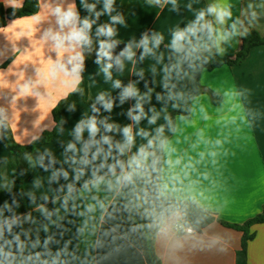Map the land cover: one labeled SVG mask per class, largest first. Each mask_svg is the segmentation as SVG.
Masks as SVG:
<instances>
[{"label": "crops", "instance_id": "obj_1", "mask_svg": "<svg viewBox=\"0 0 264 264\" xmlns=\"http://www.w3.org/2000/svg\"><path fill=\"white\" fill-rule=\"evenodd\" d=\"M24 1L0 3L18 8ZM38 4L35 14L10 19L0 28V118L21 145L53 130V108L82 81L86 99L106 119L122 150L139 153L165 124L167 113L182 106L200 52L234 59L246 34L264 37V0H176L175 7L171 0L160 4L113 0L110 11L105 0H38ZM70 6L77 19L61 29L53 9L67 11ZM209 6L227 8L231 17L220 22L215 14H207L202 23H209L211 32L188 35L183 50L174 51L173 34L185 30ZM85 19L91 24L86 30L88 42L65 41L67 50L58 52L52 36L83 27ZM101 27H111L114 34H98ZM155 35L163 36L161 44L141 59L143 48L138 45L147 36L152 47ZM104 37L119 40L126 48L131 45L134 53L131 60L123 56L120 68H109L107 73L100 56ZM77 53L82 60L69 63ZM57 63L63 70L53 77L48 70ZM29 81L33 86L22 93V85ZM200 83L208 91L191 101L187 117H175L174 130L162 144L158 191L162 197L195 203L212 213L214 221L191 234L176 232L183 228L178 211L148 221L142 188L150 155L130 158L125 168L120 167L111 152L110 136L100 129L88 104L69 102L53 139L37 148L29 164L25 212L9 194L12 207L0 213V247L10 254L0 257V264L16 253L27 224L33 231L25 250L45 264H151L152 256L160 264H236L242 232L220 221L242 225L264 209V44L252 46L239 64L203 69ZM130 87L135 95L125 94ZM153 116L155 123H149ZM91 120L95 134L88 127ZM125 128L131 129V143ZM70 143L74 150L68 149ZM7 157L0 143V177ZM93 173L104 180L98 189L91 183L85 189ZM129 173L130 183H117ZM69 185L75 189L71 194ZM150 224L156 225L153 234ZM247 230L253 233L246 245L247 263L264 264V223ZM27 262L18 254L13 264Z\"/></svg>", "mask_w": 264, "mask_h": 264}, {"label": "trees", "instance_id": "obj_2", "mask_svg": "<svg viewBox=\"0 0 264 264\" xmlns=\"http://www.w3.org/2000/svg\"><path fill=\"white\" fill-rule=\"evenodd\" d=\"M38 0H25L18 8H5L0 3V28L10 19L30 16L38 10ZM103 42L112 44L113 46L107 51L111 55V59L107 56H101V61L104 66L112 65L111 69L118 70L121 66L123 56L122 52L126 49L123 42L111 38L104 37ZM258 44H264V37H260L256 32H249L242 38V47L236 53L234 59L227 57H217L213 54L200 52L197 56L195 67L189 74V84L184 96L183 104L180 108L171 110L167 113L166 122L163 125V131H159L153 138L148 140L141 152L150 155L149 174L142 188V196L144 204L147 208V220L151 221V216H156L159 220L178 211L182 215L181 225L183 227L189 226L194 232H201V230L215 220L214 215L207 212L195 203L189 201L176 200L171 197H162L158 191V177L161 166V150L162 144L174 130L175 117L177 115L187 117L190 112L191 101L208 89L203 87L200 83V73L203 69L212 70L221 65H235L241 63L248 50ZM119 58L120 63H117ZM88 61H84V65ZM69 102H85L91 108L95 118L100 126V129L105 131L110 136L111 152L116 157L120 167H126V161L130 158H137L141 156V152L129 154L122 150L119 146L117 137L108 125L106 119L93 105L91 101L86 99L84 94V84L82 81L72 90L64 99L60 100L52 110V117L55 126L50 132H43L35 141L28 145H21L17 143L11 133L8 123L0 118V143L7 150L8 157L2 165L0 177V213L9 210L13 204V198L9 194H13L20 202L22 212H25V195H24V180L26 178L29 164L33 160L36 150L42 144L47 143L53 139L55 133L59 129L62 120L66 113V105ZM141 219H145L140 214ZM149 223V222H148ZM223 225L240 230L242 232L240 248L236 251V264H248L246 259V245L248 240L253 238V233H248V228L252 224L264 223V209L262 213L246 221L242 225H232L221 222ZM152 234L156 225L150 224ZM33 231V227L27 224L19 241V247L16 253L12 255L8 263L13 264L16 256L22 254L25 256L28 264H45L40 259H35L31 254L25 250V243ZM181 234V232L179 233ZM151 264H160L159 260L152 256Z\"/></svg>", "mask_w": 264, "mask_h": 264}, {"label": "clouds", "instance_id": "obj_3", "mask_svg": "<svg viewBox=\"0 0 264 264\" xmlns=\"http://www.w3.org/2000/svg\"><path fill=\"white\" fill-rule=\"evenodd\" d=\"M157 2H159V0H157ZM113 0H105V9L110 11L111 10V6H112ZM171 3L173 4V6L175 7L176 4V0H171ZM94 7V6H93ZM53 13L58 17V23L61 26V29H63L65 26L68 25H74L75 21L77 19V14L74 11V6H70L68 8L67 11H63L61 7H56L53 9ZM207 14H215L216 17L218 18V20L220 22H223L225 17H231V12L227 9V8H217L216 6H209L208 9L206 11H200L196 17V20L189 25L185 30L183 31H176L173 34L172 40H171V48L176 51V52H180L183 50L184 47V41L186 40V38L188 37V35H195L198 31H203L204 29H208L209 32H211V25L209 23H202L205 20V16ZM113 20H118L119 17H113ZM91 27V24L89 23V21L87 19H85L83 21V27L77 29L75 27H72L71 31L66 34L61 36L60 34H56L52 36V39L54 41H56L55 44V48L58 50L64 49V44L65 41H69V42H74V43H80V42H84L87 43L88 42V37L86 35V30L89 29ZM233 30L235 31V27L236 25L233 24ZM98 34H104L107 35L109 37H111L114 33H113V29L111 27H101L98 30ZM47 35V34H46ZM222 39H227V36L222 37ZM163 40V36L161 35H155L152 38V47H149V39L147 36H145V38L141 41L140 45H138L139 47L143 48V54L141 56V59H143V57L145 55H149L152 53L153 51V47H159V45L161 44ZM113 45L112 44H108L105 42L101 43V48H100V56H107L109 57V59H111V55L110 53L107 51V49H110ZM67 50V49H64ZM122 56H125L127 59L131 60L134 56L133 51L131 50V45H129L124 52L121 53ZM82 60V57L79 53H77L76 55L70 57L69 59V63H71L72 61H79ZM117 63H120L119 58H117ZM112 65L109 64L106 68H105V72H108V69L111 68ZM79 68V65L77 64L76 67H74L72 69V72L75 73L77 71V69ZM59 70H63V65L62 64H51L50 68H49V73L51 76L55 77L57 75V72ZM65 75H67V73L65 72ZM32 82L29 81L28 83H25L24 85H22L21 87V92L22 93H26L29 92L31 87H32ZM117 87H119V83H117L116 85ZM126 95H135V90L133 88H128L126 89L125 92ZM37 95H39V93H37ZM100 99H103V97L101 96ZM110 107V105H109ZM2 111V110H0ZM141 114H143L142 109H141ZM141 119V116H136L135 120L138 122ZM156 117L153 116L150 120L149 123H155ZM2 123V122H0ZM88 127L90 128L91 132L93 134L96 133V127H95V121L91 120L89 121ZM77 138L79 139V134L81 132V128L77 127ZM125 135L127 137V142L131 143L132 142V135H131V129L130 128H125ZM159 131H163V126H161V128L159 129ZM105 142H107V138L105 137ZM87 147V146H86ZM68 149L69 150H74L75 149V145L73 144H69L68 145ZM141 156L142 158H146L147 154L141 152ZM93 159H95V156L93 157ZM82 163L87 164L88 160H83ZM135 163L137 164V166H140V162L139 161H135ZM121 167H123V165H121ZM65 178H67V173H63ZM81 174L82 171H81ZM78 178V177H77ZM104 178L102 176H96L95 173H93V179L90 182H86L84 184V188L88 189L89 188V183H91L93 188H99V185L103 182ZM132 181V175L129 174H124L122 175L118 180L117 183L120 182H124V183H130ZM109 188H111V185L109 184ZM75 189L73 187V185H69L68 186V193L71 194L72 192H74ZM67 203V197H65V204ZM101 208H103V204L100 205ZM89 211H91V207H89L88 209ZM16 221H12V223H15ZM8 231L11 232V224L8 225ZM2 230H0V236H2ZM16 239L18 240L19 238L16 237ZM6 255H10V254H6L4 252V248L0 247V257H5Z\"/></svg>", "mask_w": 264, "mask_h": 264}, {"label": "built area", "instance_id": "obj_4", "mask_svg": "<svg viewBox=\"0 0 264 264\" xmlns=\"http://www.w3.org/2000/svg\"><path fill=\"white\" fill-rule=\"evenodd\" d=\"M164 0H159V4L160 3H162ZM176 232H178V233H183V234H191V233H193L194 231H193V229L191 228V227H189V226H186V227H183L182 229H177V231Z\"/></svg>", "mask_w": 264, "mask_h": 264}]
</instances>
